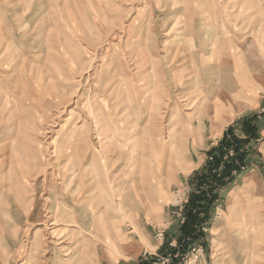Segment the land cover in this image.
Instances as JSON below:
<instances>
[{
    "label": "rangeland",
    "instance_id": "1",
    "mask_svg": "<svg viewBox=\"0 0 264 264\" xmlns=\"http://www.w3.org/2000/svg\"><path fill=\"white\" fill-rule=\"evenodd\" d=\"M58 4L47 7L43 3L35 26L21 30L29 40L35 36L36 43L26 46L29 49L26 61L20 54L19 60L11 64L13 67L16 62L19 67V62L27 63L24 64L30 75L27 86L43 91V98L39 100L43 104H32L38 99L31 90L26 94V102L34 107L29 106L27 119L22 120L18 142L23 148L20 152L27 155L28 193L25 203L18 206L0 201V264H111L116 261V264H138L140 260L151 264H264V75L259 74L264 73V0H59ZM50 8L60 11L52 13ZM51 18L56 20L52 25ZM196 48L204 55L198 57L201 73L207 79H202L203 85L219 86L222 90L219 93L195 91L189 86L185 87V93H180V86L170 87V82L180 80L178 76L182 80L192 79L193 75H187L184 70L188 67L190 73L192 67L195 69L191 61L196 62ZM35 58L43 61V70L33 63ZM152 68L155 76L150 73ZM246 81L257 88L260 83L261 88L251 95L261 101L257 109L245 105L250 104L248 93L242 91ZM17 83L15 86L21 88L19 80ZM155 86L162 87L163 95L164 92L171 95L167 104L180 105L181 109L180 94L197 99V104H212L217 98L223 104H239L231 117L224 118L220 136L218 131L215 138L203 139L199 144L188 136L189 148L196 149L189 151L190 162L183 160L182 153L176 150L173 156L179 154L185 165L182 169H172L165 178L163 172L155 170L160 171L167 164L169 144L147 130L148 119L143 127L135 124L133 131L127 133H118L115 129L131 127L133 115L129 104H143L142 116L149 117ZM6 94L0 82V104H16L15 108H19V95L12 93L9 98ZM162 105L165 108L166 104ZM169 114L170 111L166 115L162 113L164 129L171 123ZM243 119L255 127V135L242 146L244 167L215 190L216 198L207 215L200 213L203 219L196 230L201 235L187 252L179 253L178 237L186 217V202L191 193L200 191L192 185L191 175L206 168L207 162L222 152L226 158L218 169H223L235 151L232 145L219 143L226 132L245 139ZM210 124L204 117L203 137L209 132ZM115 132L125 142L136 133L144 137L140 143L136 142L135 150L141 156L151 157L140 158L139 172L131 175L141 181L148 172L147 177L156 183L154 189L147 187L140 191L135 210L124 212V222L123 218L118 220V225L121 227L122 222L123 225L122 231L117 232L115 226L108 230L93 229L94 218L86 211L91 206L81 198L89 191L84 174L88 180H101L104 184L127 181L126 156L132 153H122L121 160L114 165L111 158L115 159L119 150H130L132 141L129 140L124 150L119 149V142L111 145ZM72 135L70 145L63 148ZM162 135L165 136L162 140H166L167 133ZM169 136L173 138V134ZM115 146V150L108 149ZM91 147V151L101 156L97 157L98 163L90 166L83 160ZM180 147L184 152L185 145ZM80 150L83 156L78 155ZM89 159L88 156L86 161ZM169 160L173 168L177 161L172 156ZM19 175L11 174L12 177ZM112 190L102 185L95 193L99 192L101 199L106 196L111 199L119 195ZM134 191L131 187L125 195H130V204ZM231 193L229 214L225 215ZM179 200H185L181 211L180 203H176ZM61 201L72 205H66L67 210L79 211L72 217L83 218L80 211H85V218L77 223L86 230L76 221L72 222L73 226H59L58 219L55 226L50 224L54 221L50 216L56 213ZM146 201L152 207L150 215L143 207ZM125 204L120 203L118 207L124 208ZM52 210L55 212L51 213ZM54 229L61 233L62 247L56 244L59 240L52 233ZM107 231L116 235L106 238ZM256 232H259L256 235L259 250L254 254L251 242ZM38 241L41 244L37 246ZM172 249L179 250L174 253ZM151 257L156 259L152 261Z\"/></svg>",
    "mask_w": 264,
    "mask_h": 264
},
{
    "label": "crops",
    "instance_id": "2",
    "mask_svg": "<svg viewBox=\"0 0 264 264\" xmlns=\"http://www.w3.org/2000/svg\"><path fill=\"white\" fill-rule=\"evenodd\" d=\"M43 3H46L47 7L59 6V4H58L59 0H0V78L2 79V81L0 80V82H1V84H3V88H4L5 92H7L6 97L12 98L11 93H13L16 96L19 95L18 99L21 102L19 104V108H15L16 104H0V141L4 142L0 145V156H1L0 157V201L2 200L3 203H4V201H7V203L10 204L8 206H12L11 204H15V206H18L19 204L25 203V200H26L25 198H27V193H28V183L26 181L27 175H28V172L26 169V156L27 155L24 151L22 153L20 152V150H23V148H22L20 142H18V140L21 138L22 129L20 128V126H22L21 125L22 120L27 119L26 114L28 113L29 106L34 107L31 104L28 105V103L26 102V99H27L26 94L31 90L36 95V98L38 99L37 101L34 99V103H32V104H35V105L36 104H43L42 103L43 101L39 102V100H42V98H43V91L38 89V88H32L31 86H27V84L29 85V82H30L27 79V76H30V75H28V73L26 71V67L24 66V64H27V63H24L22 65L21 62H19V67H17L16 62L13 65V67H11V64L14 60H16V59L19 60L18 56H20V54H21V56H23V59L25 60L26 53H28V51H29V49L26 46H29V45L36 43V41L34 40L35 36H32L29 40L25 35H22L23 33L21 30L24 29L25 27L35 26V24L39 21V19H38L39 15H40L39 9L41 6H43L42 5ZM50 10L52 13H54V12L57 13L60 11V9L52 10L51 8H50ZM55 21L56 20L54 18H51V22H50L51 25L54 24ZM198 33L201 34L199 31H198ZM218 41L221 42L219 39H218ZM31 48H33V47L31 46ZM217 48L220 50L221 44H219ZM197 50L198 49L196 48L195 51H197ZM202 52L203 51H201V50L197 51V53H200V55L198 57L204 56V55H201ZM78 57L76 59L77 63L80 62V58L78 59ZM33 61L32 62L37 67H39L40 69L43 70V66H44L43 61H41L39 58H35V60H33ZM195 64L196 63H194V65ZM194 67L197 68L199 70V72H201L200 67H196V65ZM12 68L14 69V71L12 70ZM157 68H159V67H157ZM186 70H187V75H191V76H192V71L197 72L196 69H193V67L190 69V73H188V67L184 71H186ZM181 71H183V70H181ZM150 73L152 75H154L153 68H152V71ZM259 74L264 75L263 72H259ZM199 79H200V84L198 82V78L196 79V81L198 83V87H197L196 91L202 90L205 92H218V93L220 91H222L219 86L203 85V80L200 77H199ZM17 80H19V83H21V88H20V86H15L18 84ZM248 82H249V80H248ZM248 82L246 81L245 85L242 88L243 92L248 93L249 102H250V104H245V105L249 109H257L258 107L261 106V104H260L261 101H258L257 99H255L251 95L253 94V92L255 90H258L259 88H261V86H260V83H257V85L259 84L258 85L259 88H257V86H254L251 82H250V84ZM155 87H157V86H155ZM155 87L153 88L152 94L154 93V89H156ZM164 90L166 91L168 89H164ZM223 91H226V89H224ZM213 103H214V101L212 102V104H208V103L207 104H181L183 107L182 110H181L180 105H177V104H166L165 108H163V105H162L163 111L165 110L163 114L166 115L170 111L169 116H170L171 122L173 120V124H175V122H176L175 118H176L180 121L181 125L183 124V126H186L182 132V137H177L173 143V140H172L173 138H171L169 136L170 132H168V128H167V127L171 128L173 124L171 125V123H169V125L166 126L165 129L162 125L163 130L161 132V135L163 132H166L167 133V136H166L167 139L162 140L161 137L165 138V136H163V135L162 136L159 135L157 138L160 141H163V142L165 141L166 144H169V152H168L169 157L167 160V164L164 166V169H161L160 171L156 169L155 171L163 172L164 178L167 174L171 173L172 169H176V168L179 169L181 167L182 168L184 167L185 164L182 165V161L179 158V154H176L175 156H173V154L176 152V150L177 149L179 150V146L182 145V143H185V150H184V152H181L179 150V152L182 153L181 158H183V160L185 159V161H187V162H190L189 159H187L188 155H189V151L190 150L194 151L196 149L192 148V146H191V148H189V146H188V137L187 136H190L189 134H192L190 137H192V139H193L192 141L196 144L201 143L203 139L210 141L211 138H215L217 136L216 132H218V131H220V133L218 134L220 136L222 133L223 125H224V118L231 117L232 113L234 112V107L236 105H239V104H213ZM149 105L150 104L146 105L145 108H148ZM215 106H218V107L220 106V108H221L218 116L215 114V110H216ZM131 107H132L131 113L133 115L132 120H131V122H132L131 127L130 128H126V127L117 128L116 127L115 129H116V131H119L118 133H127L129 131H133L135 124L138 125V127H143L145 125L148 117L142 116V113L144 112V111H141V108H144L143 104H129V108H131ZM188 107H189V110H187ZM14 109L16 110V113H15ZM204 115H206V116H204ZM163 117H164V115H163ZM204 117H206L207 121L209 120V122L211 124L209 126V130H208L209 132H206L205 136L203 137V135L201 134L202 131H200V130L202 129L201 125H202V121H203ZM162 120H161V122H162ZM125 124H127V123L125 122ZM167 124L168 123H166V125ZM5 126H8V128L7 129L4 128ZM213 126H214V128H213ZM127 127H129V126H127ZM210 128H211V130H210ZM12 130H13V132H12ZM175 130L181 131L179 129V126H177L175 128ZM205 131H206V129H205ZM18 133H20V135H18ZM207 133H208V135H206ZM112 135L115 138L110 141L111 145H113V144L116 145L115 142H119V149L125 148L128 145L129 140L132 141V146H131L130 150L128 148L125 149V151L128 150L126 152L119 150L116 154V158L115 159L111 158L113 160V162L110 161V162H112V165H114V164H116L117 160L118 161L121 160V158L123 156L122 153H130V152L132 153V154L126 156L127 162H126V166H125L126 167L125 173L127 175V181H125L121 184L119 183L117 185H116V183H114L115 185L112 184L110 181H108L107 183L104 184L101 180H97L96 182H92V179L90 178L88 180L86 175L84 174V176H85L84 183H85V186H87V188L89 189V191H86L85 189H83V192L86 191L85 193H83V196L86 195L87 199H85L83 196H81V198L83 201H85L86 203H88L91 206V209L86 210V211L88 212L87 214H90V217L93 216V218H94V220H92V223H91V225L93 226V229H96V230L106 229V230H108V229H110V226L111 227L115 226L114 229L117 232V231H122V225L124 222V218H123L124 212L128 211L130 213L133 210H135V206L137 205L138 199L140 198V191L145 190L147 187L149 189L150 188L154 189V186L156 185V183H154L153 180H151V179H149V177H147L148 172H147V174H145V176H143L142 178L139 179L141 181H137L134 178V174L136 172H139L138 167H139L140 162H141L140 158L149 159L148 157H151V156H145L144 157V155L141 156V152H137L135 150L136 142L138 141V143H140L144 139L140 136L141 134L140 133L134 134L131 139L127 140V142L124 141L123 137H121L120 135H117V132L113 133ZM73 137H74V135H72L68 138V140H67L66 144H64L63 148H65L67 145H70L69 141H72ZM116 138L119 141H117ZM8 140H10V141H8ZM131 141H130V143H131ZM90 145H91V142H90ZM194 146H196V145H194ZM91 149H92V147L88 150V151H90L89 155L87 154L88 151L86 152V156L84 157V160H83V163L87 162L88 165H90V166L98 163L97 157L101 156V153H98L95 150L91 151ZM108 149L109 150H113V149L115 150L116 146H115V148L110 147ZM170 149H172L171 155H170ZM68 150H69V148H68ZM197 150H198V148H197ZM206 152H205V156L207 155ZM16 155H19V157H16ZM75 155H77V154H75ZM78 155L83 156L84 152H81V150H80ZM2 156H4V157H2ZM88 156L90 159H89V161H86V158ZM171 156L174 157V160L177 161L174 163L173 168H171V164H172L171 162L172 161L169 160V158ZM68 157H72V156H68ZM13 158L18 159V162L15 161ZM72 158L74 160V157H72ZM179 160H180V162H179ZM83 163H81V165ZM81 165L79 164L76 166H81ZM87 171H88V168L85 167L84 173H86ZM13 172L19 173L21 175H19V177H12L11 174ZM131 173H134V174L131 175ZM145 180H147V181H145ZM102 185L104 187H107V186L110 188L112 187V189L115 192H118L119 195H117L115 198H111V199L109 196H106L105 198L101 199L102 195H100L99 192H97V193H95V192L98 191L100 189V186H102ZM131 187H134L135 195H132L133 196V203L130 204L129 203L130 199L128 198L130 195H128V196H125V195L128 194ZM232 194L233 193L230 194V197H229L230 205L227 208V211H226L227 213H225V215L229 214L228 209L231 206V201H232L231 195ZM122 196H124V197H122ZM97 202H99V203H97ZM124 202L126 203L124 205V208H123V206H122V208L118 207V205L120 203H124ZM103 204H105V207L103 206ZM63 205L65 206L64 208H63ZM66 205H68L69 207H72V205H70L69 203H67ZM66 205L62 201H61V203H58L59 207L56 209L57 210L56 213H54L55 212V210H54L53 216H50L53 220H55V219L61 220L58 224L59 226H63L64 224H65V226H73L72 222L76 221V223H77V220L80 219L82 221L85 218L84 217L85 211L83 209H81L80 212H82V215L84 218L72 217L71 215H69ZM74 206H77V205H74ZM143 207L146 211H148L147 214L150 215V209L152 208L151 204L148 201H146L144 203ZM4 209H6V208H4ZM0 210H2V209H0ZM28 215H30V214H28ZM95 218L96 219L98 218L99 220H96ZM120 218H123V222L121 224V227L117 223ZM65 222H70V224H66ZM108 222H110V223H108ZM54 223H56V221ZM77 225L80 226L78 223H77ZM225 226L227 227V225L224 224V227ZM80 227H83L86 230L84 225L80 226ZM58 228H56V230H58ZM63 228H65V227H61V229H63ZM119 228H120V230H119ZM227 231H228V233H231L230 229H228ZM104 235L106 238H110L111 235H116V233H109L107 231ZM38 242H35V245L38 246V244H37ZM139 258H137V259L139 260ZM116 263H117V261L112 262L111 264H116Z\"/></svg>",
    "mask_w": 264,
    "mask_h": 264
},
{
    "label": "trees",
    "instance_id": "3",
    "mask_svg": "<svg viewBox=\"0 0 264 264\" xmlns=\"http://www.w3.org/2000/svg\"><path fill=\"white\" fill-rule=\"evenodd\" d=\"M242 128L246 135L245 139H240L233 135L229 136L226 132L223 140L219 143L220 146L223 144L226 146L232 145L235 151V155L230 157L228 161H225L223 169H218L220 162L226 158V154L224 153L223 155L222 152V154L219 153L220 155L212 157V159L207 162L206 168L200 169L191 175L192 185L200 191L198 193H191L186 202V217L180 227V236L178 237V246L180 247L179 253L184 254L187 252L194 241L201 235V233L196 230L203 219V217H200V213L207 215L208 209L213 205V201L216 198L215 190L223 186L227 180H230L232 176L244 167L245 155L242 152L243 145L247 143L249 138L255 135V127L251 124V121L243 119ZM178 250L172 249L174 253L175 251L178 252ZM159 252H162L161 249ZM151 259L153 261L156 258L151 257ZM151 263L152 262H145L144 260L138 262V264Z\"/></svg>",
    "mask_w": 264,
    "mask_h": 264
},
{
    "label": "bare ground",
    "instance_id": "4",
    "mask_svg": "<svg viewBox=\"0 0 264 264\" xmlns=\"http://www.w3.org/2000/svg\"><path fill=\"white\" fill-rule=\"evenodd\" d=\"M198 51V50H197ZM197 51H196V53H197ZM193 52V54H194V50L192 51ZM200 54L199 53H197V57L195 56L194 58H195V60H196V62H194V61H191V64H193L194 65V63H196L195 65H196V67H200V65L198 64V56H199ZM196 69V71L197 72H194V74H192L193 76L191 77L192 79L190 80V79H186V80H182L181 79V77L180 76H178L179 78H180V80H178V81H176L175 83H171L170 81V87L171 86H180V89H179V92L180 93H182V92H184L185 91V87L186 86H189V87H191V88H195V91L197 90V87H198V83H197V81H196V79L198 78V82H199V84H200V79H199V77L201 78V79H203V80H205L206 78H205V76L204 75H202V73L201 72H199V70L197 69V68H195ZM177 77V78H178ZM178 78V79H179ZM172 79V78H171ZM239 79V78H238ZM207 80V79H206ZM236 81H237V79H236ZM46 82V81H45ZM160 82V81H159ZM159 84V83H158ZM21 85V84H20ZM33 85V84H32ZM185 85V86H184ZM252 85V84H251ZM34 86V85H33ZM184 86V87H183ZM36 87V86H35ZM181 87H183V88H181ZM155 88H157V87H155ZM162 88V87H161ZM161 88H157L156 90H155V92H154V94L151 96V97H153L154 95H155V99H153L152 101H154V104H151L150 106H151V108H152V111H150L149 112V117H148V125H149V128H147V130L149 131V132H151L154 136H157V135H161V131L163 130V127H162V123H161V120H162V117H163V115H162V113H164V111L162 112V110H163V108L161 107V104H167L166 103V100L168 101V102H170V97H171V95L170 94H168V93H166V92H164L165 93V95H163V90H161ZM42 89H44V87L42 88ZM47 89V88H46ZM51 90V89H50ZM46 91V90H45ZM193 91V90H192ZM191 91V92H192ZM227 91V90H226ZM226 91H223L224 93L226 92ZM50 92V91H49ZM179 92H178V94H179ZM171 93V92H170ZM185 93V92H184ZM12 94V93H11ZM190 94V93H189ZM197 96V95H196ZM203 96V95H202ZM224 96V95H223ZM25 97V96H24ZM198 97V96H197ZM5 99V98H4ZM179 100H181V102L183 103V104H197L198 102H197V99H194L193 97L192 98H190V97H184L182 94H180V99ZM151 102V101H150ZM4 103V102H3ZM207 103V102H206ZM24 104V103H23ZM213 104H223V103H221L220 102V99L219 98H217V99H214V103ZM189 106V105H188ZM230 106V105H229ZM232 107V106H231ZM223 108V107H222ZM215 114L218 116V114L220 113V110H221V108H220V106L218 107V106H215ZM182 110V109H181ZM187 110H189V107L187 108ZM207 111V110H206ZM209 112V111H208ZM206 114V113H205ZM204 116H206V115H204ZM175 120H176V122H175V124H173V120H172V122H171V125H172V127L170 128V127H167L168 128V132H170V134L172 135L173 134V141L177 138V137H182V132H183V130L185 129V127L186 126H183V124L181 125L180 124V121L178 120V119H176L175 118ZM209 121V120H208ZM189 123V122H188ZM213 124V123H212ZM188 125V124H187ZM177 126H179V129L181 130V131H177V130H175V128L177 127ZM202 127V126H201ZM213 128H214V126H213ZM189 130V129H188ZM202 130V129H201ZM200 130V131H201ZM210 130H211V128H210ZM144 132H145V130H144ZM216 132V131H215ZM190 133V132H189ZM202 134V133H201ZM190 136L192 135V134H189ZM197 135V134H196ZM189 136V137H190ZM188 137V136H187ZM144 138V137H143ZM184 138V137H183ZM184 140V139H183ZM183 144V146L185 145V143H182ZM176 150V149H175ZM179 150L181 151V147L179 146ZM178 149H177V151H179ZM170 151H172V149L170 150ZM173 153V152H172ZM178 153H180V152H178ZM166 160H168V159H166ZM143 168V167H142ZM186 169H187V167H186ZM84 197H86V196H84ZM26 207H28V204L26 205ZM68 207V206H67ZM77 209H75L74 208V210L71 212L69 209L67 210L68 211V214L69 215H73V214H77L78 215V211H76ZM54 211L52 210L51 211V213H53ZM77 217V216H76ZM84 218V217H83ZM55 222V220L54 221H52L50 224H55L54 223ZM66 224H70V222H65ZM55 226V225H54ZM53 226V228H55ZM253 227V226H252ZM253 229L256 231V228L255 227H253ZM55 230H53V232L52 233H54V236L56 237L55 239L56 240H59V241H57V243L56 244H58V245H60V247H62L61 246V242H62V236H61V233L59 234V233H56V232H54ZM257 233H259V232H256V234H254V236H253V242H251V252H255V251H258L259 250V241H258V239H257V237H256V235H257ZM52 236V238H54V236L53 235H51ZM252 238V237H251ZM252 240V239H251ZM115 243L117 244L118 243V240H115ZM38 245H40L41 243H37ZM258 248V249H257ZM255 254V253H254Z\"/></svg>",
    "mask_w": 264,
    "mask_h": 264
},
{
    "label": "built area",
    "instance_id": "5",
    "mask_svg": "<svg viewBox=\"0 0 264 264\" xmlns=\"http://www.w3.org/2000/svg\"><path fill=\"white\" fill-rule=\"evenodd\" d=\"M186 199V198H185ZM180 203V204H178V206H179V211H181L182 209H183V205L185 204V200L182 202V200H179V201H177L176 203ZM160 233V232H159ZM160 236H161V233L159 234Z\"/></svg>",
    "mask_w": 264,
    "mask_h": 264
}]
</instances>
